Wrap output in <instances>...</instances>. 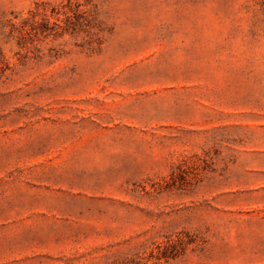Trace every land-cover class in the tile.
Segmentation results:
<instances>
[{
    "label": "rangeland",
    "instance_id": "1",
    "mask_svg": "<svg viewBox=\"0 0 264 264\" xmlns=\"http://www.w3.org/2000/svg\"><path fill=\"white\" fill-rule=\"evenodd\" d=\"M0 264H264V0H0Z\"/></svg>",
    "mask_w": 264,
    "mask_h": 264
}]
</instances>
